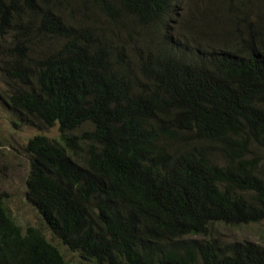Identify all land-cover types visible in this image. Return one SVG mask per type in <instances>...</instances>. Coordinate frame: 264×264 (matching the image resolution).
Listing matches in <instances>:
<instances>
[{
    "label": "trees",
    "instance_id": "obj_1",
    "mask_svg": "<svg viewBox=\"0 0 264 264\" xmlns=\"http://www.w3.org/2000/svg\"><path fill=\"white\" fill-rule=\"evenodd\" d=\"M231 2L234 40L204 37ZM187 3L197 24L178 26ZM250 5L263 7L0 0L6 104L24 126L60 127L26 147L27 195L54 239L97 264H264V246L211 234L264 222V21ZM48 240L0 195V264H73Z\"/></svg>",
    "mask_w": 264,
    "mask_h": 264
},
{
    "label": "rangeland",
    "instance_id": "obj_2",
    "mask_svg": "<svg viewBox=\"0 0 264 264\" xmlns=\"http://www.w3.org/2000/svg\"><path fill=\"white\" fill-rule=\"evenodd\" d=\"M244 1H249L254 4L262 3L263 7L256 5H250L249 7L253 11H256V18L264 21V0ZM233 2L226 4V8L225 4L223 6H214V11L219 12L225 20H220L217 26H213L209 32L206 31L207 33H205L204 37H220L226 41L234 40L235 37H230L231 32L229 30L232 28L229 24L235 21V17L233 11L232 13L227 11L228 6H231ZM187 6L188 3L182 6L180 5L182 7L180 16L184 17L178 18V26H180L179 23L183 24L185 19L191 27L197 24L193 20L190 21V19H187ZM197 10L202 13L204 6L198 3ZM227 15L229 18H227ZM126 22L131 23L129 20ZM201 35L202 33H200ZM8 41L9 39L4 44V49L8 46ZM2 65L3 62L0 60V195L4 198L7 210L23 230L26 231L29 227L41 229L49 239L48 241L62 252L67 261L73 264H97L83 259L77 252L69 250L56 238L54 239L43 216L28 198L27 183L31 169V157L27 153L26 147L29 141L38 135L46 136L55 142L59 141L60 127L55 125L47 128L42 125L24 126L21 124L15 113L6 104L11 85L2 71ZM211 234L226 242L248 241L264 246V222L239 227H226L218 224L212 229Z\"/></svg>",
    "mask_w": 264,
    "mask_h": 264
}]
</instances>
